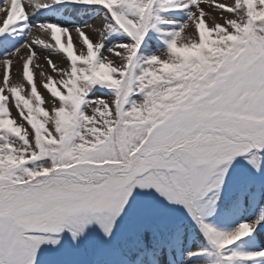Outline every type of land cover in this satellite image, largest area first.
I'll list each match as a JSON object with an SVG mask.
<instances>
[{"label": "snow or ice", "instance_id": "1", "mask_svg": "<svg viewBox=\"0 0 264 264\" xmlns=\"http://www.w3.org/2000/svg\"><path fill=\"white\" fill-rule=\"evenodd\" d=\"M0 37V264H264V0H0Z\"/></svg>", "mask_w": 264, "mask_h": 264}, {"label": "rangeland", "instance_id": "2", "mask_svg": "<svg viewBox=\"0 0 264 264\" xmlns=\"http://www.w3.org/2000/svg\"><path fill=\"white\" fill-rule=\"evenodd\" d=\"M217 2H220V0H217ZM98 6H83V5H77V6H72V5H55L52 6L49 9L46 10H42L40 13H38V15L36 17L30 18V20L32 22H34L35 20H52L54 22H59L65 26H74L76 24H84V23H89L90 25L93 26V28H95L99 21L97 19L94 18V12L96 10ZM13 8H15V4L13 3ZM206 11H211L210 9H208L206 7L205 9ZM18 14V13H17ZM9 18L12 19L13 18V13L10 11L9 13ZM174 18L177 20H182L185 19L186 17L184 16L183 13H177L174 14ZM87 34L89 35L90 39H92L93 41L97 40V35L89 30V29H85ZM3 37H0V40H2ZM10 40L12 39L11 37L9 38ZM66 39V38H65ZM23 39L21 37H17L15 38L14 43L11 44V47H15L17 46L19 43H22ZM73 42L74 44H76V47L79 48V42L76 39L75 34H73ZM153 43H156L155 41ZM11 47L5 49L3 47H0V54H2L4 51H10ZM46 55L45 52H43L42 50H38V56L40 57L39 63L44 64V67L49 71L50 74L51 73V69L48 67V65L46 64L45 60H44V56ZM53 62L57 63V66H62V64L60 63V57L57 55H53L52 56ZM37 63V60L34 58L33 64L35 65ZM34 71L36 72V76L35 79L37 81V87L38 90L42 93V95H44L45 98V107H50V96L48 95V93L42 88V85L40 84V77L38 75V69H34ZM0 76L2 77V69H0ZM13 112V116L17 118L18 122H19V116L16 113V110L13 108L12 109Z\"/></svg>", "mask_w": 264, "mask_h": 264}, {"label": "bare ground", "instance_id": "3", "mask_svg": "<svg viewBox=\"0 0 264 264\" xmlns=\"http://www.w3.org/2000/svg\"><path fill=\"white\" fill-rule=\"evenodd\" d=\"M15 70H16V66H15V64L13 65V68H12V70H11V72L12 73H14L15 72ZM37 72V71H36ZM0 79H2V77L0 76Z\"/></svg>", "mask_w": 264, "mask_h": 264}]
</instances>
